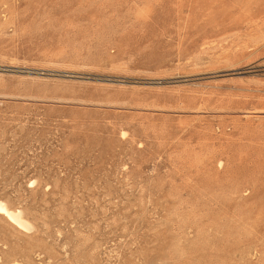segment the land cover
Returning a JSON list of instances; mask_svg holds the SVG:
<instances>
[{"label": "rangeland", "instance_id": "rangeland-1", "mask_svg": "<svg viewBox=\"0 0 264 264\" xmlns=\"http://www.w3.org/2000/svg\"><path fill=\"white\" fill-rule=\"evenodd\" d=\"M0 200V264H264V0H0Z\"/></svg>", "mask_w": 264, "mask_h": 264}, {"label": "bare ground", "instance_id": "bare-ground-1", "mask_svg": "<svg viewBox=\"0 0 264 264\" xmlns=\"http://www.w3.org/2000/svg\"><path fill=\"white\" fill-rule=\"evenodd\" d=\"M32 183V182H31ZM0 214L3 215L10 223L20 229L28 231L31 229L28 221H26L21 214V211L10 209L7 205L0 200Z\"/></svg>", "mask_w": 264, "mask_h": 264}]
</instances>
